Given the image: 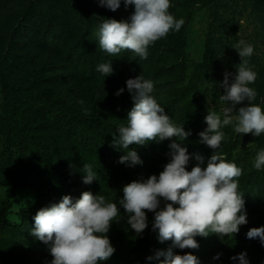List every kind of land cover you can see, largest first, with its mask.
<instances>
[{
  "label": "rangeland",
  "instance_id": "rangeland-1",
  "mask_svg": "<svg viewBox=\"0 0 264 264\" xmlns=\"http://www.w3.org/2000/svg\"><path fill=\"white\" fill-rule=\"evenodd\" d=\"M169 11L177 19L183 18L184 25L178 32L171 31L156 41L149 47L147 59H140L130 50L110 56L99 47L97 35L104 19H127L134 6L125 9L122 3L113 12L100 6L99 0H0V56L10 52L13 61L6 69L9 77L39 106V111L26 109L34 133L35 152L30 165L37 170L29 171L25 178L14 176L18 167L16 156L13 151L10 154L4 136H0V155L9 154L0 163V264H47L53 259L46 246L30 234L33 217L41 208L59 203L65 195H71L75 201L85 191L117 202L124 185L141 176L159 175L168 162L170 140L139 146L143 164L129 167L119 162L124 152L112 143L107 146L96 138L95 131L82 130L73 136L54 121L55 115L64 119V114H98L116 133L117 127L126 124L127 113L133 106L126 81L142 75L153 81V95L173 122L184 125L186 131L191 129L192 135L182 142L193 156L187 170L196 165V155L204 157L206 165L212 149L200 142L199 133L207 127L208 110L219 112L222 107L219 97L223 88L219 85L225 71L234 73L235 66L241 63L238 52L232 48L241 40L254 47L253 55L244 59L258 74L251 87L257 92L254 102L264 108V0H172ZM90 26L92 33L88 32ZM47 27L52 29L48 42L36 44L32 39L40 42ZM92 34L96 42H88ZM81 46L106 62L111 61L113 74L89 75L85 72L88 58L78 64L72 61L70 53ZM121 88L125 91L115 95ZM192 108L196 114L188 123L186 117ZM102 109L106 114L97 113ZM12 110L16 112L17 108L10 106L5 114L13 115ZM3 111L0 107V113ZM223 131L225 140L218 151L243 169L238 191L243 194L248 223L240 226L235 236L220 238L211 234L198 238L197 250L173 251L180 255L192 252L200 264H232L230 257L246 251L250 264H264V245L258 238L246 237L251 228L264 226V169L253 166L257 152L264 149V134H237L232 126ZM81 161L93 166L97 181L82 182L78 170ZM145 211L149 226L137 237L121 208L119 222L114 221L108 232L116 251L101 264H159L145 257L153 256L157 250H167L172 241L154 245L153 240L143 246V240L157 236L151 229L153 213ZM2 215L14 225H20L23 215L30 218L9 231L1 224ZM218 253L220 259L214 260ZM14 256H22V262H11Z\"/></svg>",
  "mask_w": 264,
  "mask_h": 264
},
{
  "label": "clouds",
  "instance_id": "clouds-1",
  "mask_svg": "<svg viewBox=\"0 0 264 264\" xmlns=\"http://www.w3.org/2000/svg\"><path fill=\"white\" fill-rule=\"evenodd\" d=\"M134 6L127 19L106 18L99 26V47L112 57L122 50H130L140 59H147L148 49L156 41L165 38L171 31H179L183 18L177 19L170 11L172 0H99V5L115 12L121 7ZM241 63L235 72L225 71L219 87L223 94L219 112L208 110L207 127L199 133L200 142L212 149L207 159L196 155V165L187 170L193 159L188 149L182 146L192 135L191 129L175 124L165 112V107L153 95L154 83L142 75L126 81L133 106L127 113L126 124L116 128L112 144L124 152L119 162L129 167L142 165L137 147L150 141L168 144V162L159 175L140 177L122 188V196L111 202L105 196L85 191L73 200L71 195L62 197L59 203L41 208L33 217L34 228L30 234L42 242L53 257L47 264H101L115 253L116 249L108 236L110 227L121 212L127 214L126 223L137 237L149 226L147 212L153 213L151 229L157 233L159 242L171 240L172 247L157 250L146 259L159 264H200L192 252L175 254L173 248L199 249L196 237L216 234L220 238L235 236L240 226L248 223L243 194L238 178L243 169L228 161L220 151L225 140L223 129L232 126L237 134L251 133L254 137L264 134V108L255 103L256 90L251 87L257 73L245 57H251L254 47L241 40L233 45ZM96 71L107 77L113 74L112 63L99 64ZM125 91L119 89L115 95ZM118 133V134H117ZM175 138V139H173ZM135 145L136 147H130ZM254 168L264 169V149L254 160ZM82 182L97 181L91 164L83 166ZM248 239H259L264 245V226L251 228ZM220 253L213 257L220 259ZM163 257L161 260L160 258ZM232 264H250L247 252L230 257Z\"/></svg>",
  "mask_w": 264,
  "mask_h": 264
},
{
  "label": "trees",
  "instance_id": "trees-1",
  "mask_svg": "<svg viewBox=\"0 0 264 264\" xmlns=\"http://www.w3.org/2000/svg\"><path fill=\"white\" fill-rule=\"evenodd\" d=\"M52 29H46V32L43 33V36L41 37V41L39 42L37 38H33L32 40L36 44H46L50 38V31ZM93 27H89V33H92ZM49 32V33H47ZM96 36L92 34V36L89 38L88 42L93 40L96 42ZM90 49H86L84 46H81L79 48H76L73 52L70 53V56L72 58V61L75 63H80L85 60V58H88L89 60V66L85 69V72L89 75L93 76H101L98 71H96L97 66L102 63H106L104 59L99 58V56L89 51ZM13 61L12 55L10 52H7L5 55L0 56V95L2 98V101L0 103V107L5 110L3 113H0V136H4L5 138V147L7 150H9L10 154L11 151H13V154L16 156V161L18 163V167L15 169V175L18 179L25 178L29 171L37 170L34 166L30 165V159H32L35 149L33 146V135L34 133L31 130V127L29 125V122L27 120V114L26 109L39 111V106L36 100H34V97L26 92L21 91V89L15 85V83L12 81V79L9 77L8 72L6 71L8 65L10 62ZM29 97V98H27ZM25 104V105H23ZM10 106L17 108V111L14 112L12 110L13 115H6L5 113L10 109ZM42 114L48 115L47 117H51L50 114L45 113L42 111ZM53 113V112H51ZM97 113L99 114H106V112L102 110H98ZM8 114V113H7ZM189 115H187L186 119L188 123H192L193 118L196 114V109L192 108L189 110ZM64 119H59L57 115L53 117L54 121L59 123V126H61L62 129H66L67 131H71L73 136H76L77 134L81 133L82 130L87 131H95L96 132V138H99L101 141L105 142V144L108 146L113 141V135L115 131H112L111 128L108 126V124L102 120L101 116L98 114L95 115H85V114H64ZM130 147H136L135 145ZM50 150V152H53L54 150L50 147H46ZM137 151L139 156L142 158V150L140 147H137ZM5 155H0V163L6 160ZM85 164H89L88 161H81V164L78 166V170L81 173L80 179L82 180L83 176V166ZM8 204V203H6ZM7 205L4 206L6 208ZM5 211V209H3ZM30 217H26L23 215L21 217V223L20 225L26 224L27 219ZM1 224L3 225V228H8L9 231H12L13 228H17L20 225H14L8 223L6 220V217L2 215L1 217ZM199 237H196L198 240ZM154 245H157L161 242H159L157 236H155L151 240H143V246L150 245L152 241ZM169 241V240H168ZM168 241H165L161 244H164ZM147 258V256L145 257ZM23 257L22 256H14L12 258L11 262H22Z\"/></svg>",
  "mask_w": 264,
  "mask_h": 264
}]
</instances>
